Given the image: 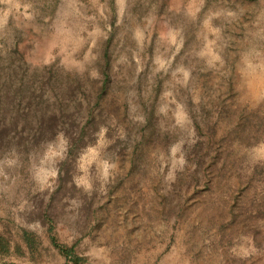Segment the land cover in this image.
<instances>
[{
  "label": "rangeland",
  "instance_id": "obj_1",
  "mask_svg": "<svg viewBox=\"0 0 264 264\" xmlns=\"http://www.w3.org/2000/svg\"><path fill=\"white\" fill-rule=\"evenodd\" d=\"M0 234V264H264V0H0Z\"/></svg>",
  "mask_w": 264,
  "mask_h": 264
},
{
  "label": "trees",
  "instance_id": "obj_2",
  "mask_svg": "<svg viewBox=\"0 0 264 264\" xmlns=\"http://www.w3.org/2000/svg\"><path fill=\"white\" fill-rule=\"evenodd\" d=\"M25 241L28 243V245L31 246V240L26 237ZM11 253V245L9 241L3 235L0 234V260L10 256ZM63 253L68 254V251H63Z\"/></svg>",
  "mask_w": 264,
  "mask_h": 264
}]
</instances>
